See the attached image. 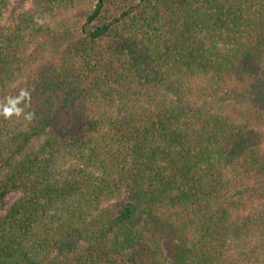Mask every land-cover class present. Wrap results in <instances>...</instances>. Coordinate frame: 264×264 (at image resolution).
Wrapping results in <instances>:
<instances>
[{
    "label": "trees",
    "instance_id": "obj_1",
    "mask_svg": "<svg viewBox=\"0 0 264 264\" xmlns=\"http://www.w3.org/2000/svg\"><path fill=\"white\" fill-rule=\"evenodd\" d=\"M11 1L0 264H264V0Z\"/></svg>",
    "mask_w": 264,
    "mask_h": 264
},
{
    "label": "clouds",
    "instance_id": "obj_2",
    "mask_svg": "<svg viewBox=\"0 0 264 264\" xmlns=\"http://www.w3.org/2000/svg\"><path fill=\"white\" fill-rule=\"evenodd\" d=\"M29 99L30 93L25 89H21L17 96L7 97L4 103H0V116L6 119L22 116L26 120H31L33 114L25 111Z\"/></svg>",
    "mask_w": 264,
    "mask_h": 264
},
{
    "label": "rangeland",
    "instance_id": "obj_3",
    "mask_svg": "<svg viewBox=\"0 0 264 264\" xmlns=\"http://www.w3.org/2000/svg\"><path fill=\"white\" fill-rule=\"evenodd\" d=\"M30 1L31 0H12L10 7L4 13V17H3L2 22L4 24H11L14 14L17 13L18 11H20L22 8L29 6ZM20 196H21L20 191H12V192L8 193L6 196L7 206L13 204ZM161 251H162V255H164L166 257V259L171 258L167 239H163ZM164 264H166V262Z\"/></svg>",
    "mask_w": 264,
    "mask_h": 264
}]
</instances>
